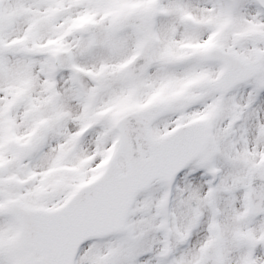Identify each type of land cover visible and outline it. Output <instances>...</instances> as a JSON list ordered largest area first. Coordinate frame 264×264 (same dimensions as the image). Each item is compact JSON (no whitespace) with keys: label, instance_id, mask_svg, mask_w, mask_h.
Instances as JSON below:
<instances>
[{"label":"snow or ice","instance_id":"snow-or-ice-1","mask_svg":"<svg viewBox=\"0 0 264 264\" xmlns=\"http://www.w3.org/2000/svg\"><path fill=\"white\" fill-rule=\"evenodd\" d=\"M0 264H264V0H0Z\"/></svg>","mask_w":264,"mask_h":264}]
</instances>
